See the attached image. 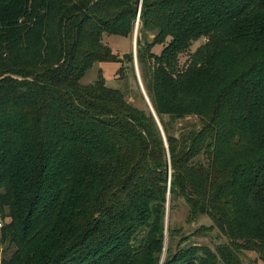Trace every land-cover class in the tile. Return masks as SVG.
<instances>
[{
  "label": "trees",
  "instance_id": "1",
  "mask_svg": "<svg viewBox=\"0 0 264 264\" xmlns=\"http://www.w3.org/2000/svg\"><path fill=\"white\" fill-rule=\"evenodd\" d=\"M136 22L156 118L81 82ZM0 217V264L264 262V0H0Z\"/></svg>",
  "mask_w": 264,
  "mask_h": 264
},
{
  "label": "rangeland",
  "instance_id": "2",
  "mask_svg": "<svg viewBox=\"0 0 264 264\" xmlns=\"http://www.w3.org/2000/svg\"><path fill=\"white\" fill-rule=\"evenodd\" d=\"M134 34H135V28H134V32L132 36H121V35L104 33L102 37L103 42L106 45H108L115 53L119 54V57H122L126 53H130V52L133 53L134 70H132V68L130 67L128 63L124 62L123 71L120 73L122 77L118 78L117 72L121 66L120 62L118 61L95 62L92 65V67L86 72L84 77L81 79V82L84 84L92 82L96 78L98 71L101 70L106 86L110 88L120 89L124 93L125 98L128 102L132 103L135 106L143 108L145 107L147 102L139 86V81L141 82L142 86L144 85L140 77L141 75H140V69L137 63V59L135 61V58H136L135 57L136 56L135 41L136 39H134V36H135ZM136 36H137V31H136ZM152 37H153V34L149 32L146 33L145 35V38H147L148 40H151ZM198 44L199 42L195 43L192 46V48L194 49ZM161 48H162L161 45H155L153 47V51L159 52ZM184 58H185V55H182L181 61H183ZM138 77H139V80H138ZM194 123H197L196 118L193 116H190V117H186L184 119L178 120L176 122V127L178 129L184 126L190 127ZM176 209L177 210L173 211V214H172L173 216L171 218V224L174 226L175 225L182 226L184 233L191 232L195 227H197L200 224L210 223L207 217H200L197 221H193L190 224H187L185 223V217L187 215L185 207L182 204H179L176 207ZM0 221L3 223L4 221H7V219L6 218L3 219L0 217ZM213 237H214V234L210 236L194 237L192 238V240L196 243L211 244V238ZM255 259H257V256L254 252L252 251L244 252L243 260L245 264H250ZM256 263L264 264V262L261 260H257Z\"/></svg>",
  "mask_w": 264,
  "mask_h": 264
},
{
  "label": "water",
  "instance_id": "3",
  "mask_svg": "<svg viewBox=\"0 0 264 264\" xmlns=\"http://www.w3.org/2000/svg\"><path fill=\"white\" fill-rule=\"evenodd\" d=\"M136 31H137V22H136V27H135V34H134L135 36H134V39H136ZM135 57H136V56H135ZM135 61H136V58H135ZM138 80H139V77H138ZM139 86H140V88H141V91H142V93H143V95H144V97H145V99H146V102H147L149 108L151 109L152 113L154 114V116H155V118H156V115H155V113H154V111H153V108H152L150 102L148 101V99H147V97H146V93L144 92L143 86H142V84H141L140 81H139ZM164 249H165V248H164ZM163 257H164V252H163V254H162V256H161L160 263H161ZM160 263H159V264H160Z\"/></svg>",
  "mask_w": 264,
  "mask_h": 264
},
{
  "label": "built area",
  "instance_id": "4",
  "mask_svg": "<svg viewBox=\"0 0 264 264\" xmlns=\"http://www.w3.org/2000/svg\"><path fill=\"white\" fill-rule=\"evenodd\" d=\"M2 226V222L0 221V227Z\"/></svg>",
  "mask_w": 264,
  "mask_h": 264
}]
</instances>
